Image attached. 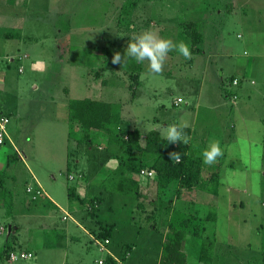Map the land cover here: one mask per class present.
Returning <instances> with one entry per match:
<instances>
[{"label": "rangeland", "instance_id": "rangeland-1", "mask_svg": "<svg viewBox=\"0 0 264 264\" xmlns=\"http://www.w3.org/2000/svg\"><path fill=\"white\" fill-rule=\"evenodd\" d=\"M15 22L19 30H12ZM182 23L198 24L202 44L192 43ZM0 25V117L10 116L9 141L0 145V252L36 256L10 261L7 255L0 264H104L110 253L123 264H159L172 230L186 233L185 264H205L198 258L208 240L214 241L211 264H261L264 0H6V6L0 0ZM10 30L16 37H3ZM145 30L184 41L191 58L170 51L160 74L130 57L112 64L113 54L123 56L131 36ZM23 54L29 59L19 61ZM84 98L113 105L110 127L117 132L156 130L163 137L167 125L187 124L189 152L201 164L196 176L216 175V181L198 190L172 181L162 197L155 174L138 173L132 176L140 183L139 199L102 192L105 176L131 154L105 147L103 133L86 143L67 108L68 101ZM214 140L223 156L206 165L201 153ZM132 155L150 170L151 156ZM33 176L55 206L29 199L24 191ZM71 187L83 203L69 198ZM99 196L98 219L115 225L105 249L64 220L70 214L96 229L87 202ZM211 210L214 221L207 224ZM65 230L73 240L62 237Z\"/></svg>", "mask_w": 264, "mask_h": 264}, {"label": "trees", "instance_id": "trees-1", "mask_svg": "<svg viewBox=\"0 0 264 264\" xmlns=\"http://www.w3.org/2000/svg\"><path fill=\"white\" fill-rule=\"evenodd\" d=\"M183 27L185 34L191 39L195 46L202 44L203 38L198 30V24L186 23L185 25L183 24ZM67 108L69 112L68 121L82 131V136L86 140V143L91 144V137L93 135L103 133L105 136V140L103 141V143L105 142V147L119 146L122 147L126 153L131 154L128 155L127 158H119L117 166L105 176L100 184L102 192L130 197L132 199H139L141 197L140 183L138 179L134 178L132 175L141 173L144 165L139 163V157H135L136 155L133 157L132 154L134 153L149 155L154 159L153 163L150 165V170L144 171H153L157 179L158 191L162 193V197L168 196L166 190L172 181L177 180L181 185H187L188 189L195 188L197 190L205 189L207 182L211 183L216 181V175H209L206 180H201L196 176L201 164L199 160L191 157L188 145H184L182 141L178 144H169L167 139L161 137L159 133L154 130L142 136L136 129L121 132L111 129L110 125L113 119V105L111 103L88 98L73 99L68 101ZM184 131L186 133L189 132L186 128ZM170 152L181 153V160L179 163L169 159ZM70 156L71 154H69V157ZM7 160V163H9V156ZM69 166L70 162L68 159L67 167L69 168ZM217 187V185L214 186L212 194L217 193ZM68 195L69 198L75 195L72 188H68ZM176 196L177 198L179 197V191H176ZM75 197L77 201L83 203L82 198L76 195ZM103 202L104 199L101 196L94 199V201L87 202V218L89 221L93 218L97 228L95 229V227H93L91 231L90 228H88L90 226L86 225V223L85 225L92 235L91 240L94 243L100 239L103 240V243L104 241H108V243L104 244L106 248L111 243L110 237L115 225L98 219L100 206ZM9 204H12V202L10 201ZM210 213L206 221L207 224H209V221H211L210 223L214 221V211L211 210ZM185 235L186 233L180 230H172L166 234L165 242L162 244V256L159 264H185L186 258L182 251V242ZM213 242V240L202 242L198 258L200 262L211 264L210 250ZM8 254L9 252L7 249L0 252V262L6 259ZM104 262V264H120L111 255H108V257L104 259ZM261 264H264V256Z\"/></svg>", "mask_w": 264, "mask_h": 264}, {"label": "clouds", "instance_id": "clouds-1", "mask_svg": "<svg viewBox=\"0 0 264 264\" xmlns=\"http://www.w3.org/2000/svg\"><path fill=\"white\" fill-rule=\"evenodd\" d=\"M173 50L183 55L185 59L191 58L189 47L184 41L174 43L171 39L161 38L152 30H145L139 34H133L127 43L124 55L121 56L119 52H115L111 63L122 65L130 57L141 64L147 61L150 73L160 74L163 71L168 53ZM186 127L187 124H169L162 129L161 135L168 140L169 144H178L182 141L184 145H187L191 137L184 131ZM201 155L204 164L211 165L216 163L217 158L223 156L219 141H212L202 151ZM169 159L179 163L181 153L170 152Z\"/></svg>", "mask_w": 264, "mask_h": 264}, {"label": "crops", "instance_id": "crops-1", "mask_svg": "<svg viewBox=\"0 0 264 264\" xmlns=\"http://www.w3.org/2000/svg\"><path fill=\"white\" fill-rule=\"evenodd\" d=\"M3 4H4V6H6V0H3ZM19 20H20V18H19ZM21 23H13V26H12V30H19L20 28H19V25H20ZM1 26H3L4 27V25H0V27ZM3 27H1V28H3ZM6 27V26H5ZM16 34L17 33H15V32H12L11 30L8 32V31H6L5 33H3V37H5V38H7V39H9V38H11V37H16ZM14 58V57H13ZM13 58H11L10 57V59H11V63L12 62H14V59ZM9 59V60H10ZM23 59H29V56L28 55H26V54H23V56H19L18 57V60L20 61H22ZM31 64L32 65H35V61H31ZM36 66V65H35ZM22 70V69H21ZM21 70L19 69V71L18 72H21ZM4 79H6V78H3V80ZM5 82V81H4ZM238 83H239V81H238ZM238 83H237V85H238ZM236 85V86H237ZM36 88V87H35ZM179 103H174V106H177ZM67 105H68V102H67ZM2 116H5V117H7L9 120H10V116H8V115H2ZM9 124V123H8ZM6 130H7V128H6ZM154 131H156V130H154ZM188 134V133H187ZM6 140H8L9 141V138L7 137V135H6V139H5V142H6ZM5 144V143H4ZM16 154H18V155H21V157H22V159H23V154H21V153H19V151H17V153ZM68 156H69V154H68ZM70 158V157H69ZM22 159H19L20 161H22ZM67 161H68V159H67ZM69 162H70V160H69ZM33 179H32V185H27L26 186V188H25V193L28 195V197H29V199L32 201V202H38V201H42V200H45V201H47L49 204H51V205H53V206H55L56 204V202L53 200V198L51 197V196H49L47 193H46V191H44L43 190V188H42V186L38 183V181H37V179L36 178H34V176L32 177ZM79 178H82V176H81V174L79 175ZM68 179L69 180H73V178L71 177V176H68ZM2 186H3V184H2V181H1V177H0V192H2ZM72 188V187H71ZM30 189V192H28V190ZM39 191L40 192V194L39 195H37L36 196V194L34 193L35 191ZM4 195V194H3ZM3 198V197H2ZM2 200V199H1ZM11 202L12 203H14L13 202V196L11 195ZM1 202H3V201H1ZM4 203V202H3ZM23 203V202H22ZM40 204H43L42 202L40 203ZM44 205V204H43ZM25 208H27V207H24V208H22V209H25ZM29 208V207H28ZM64 212V211H63ZM65 214H66V212H64ZM64 214V215H65ZM99 214V213H98ZM67 218L66 219H64V220H67L68 218L72 221V223L79 229V230H81L82 232H84L86 235H88V236H90L91 238H92V235L90 234V232H89V230H88V228L86 227V226H84L85 225V223L82 221V220H80L79 218H77V219H73L72 217H71V215L70 214H67ZM65 218V217H64ZM11 229L12 228H10V232H11ZM15 230H17V228L15 229ZM71 231H68V230H65L64 231V233L62 232V237H64L67 241H70V240H73L74 238H73V236L71 235V233H70ZM29 251V250H28ZM31 254H32V257L31 258H36V256L35 255H33V253L31 252V251H29ZM110 255L116 260V261H118L120 264H123L122 263V258L121 259H119L117 256H114V255H112L111 253H110ZM125 255H128V254H125ZM30 258V259H31ZM65 258V261L67 260V254H66V256L64 257ZM36 264V263H35Z\"/></svg>", "mask_w": 264, "mask_h": 264}, {"label": "built area", "instance_id": "built-area-1", "mask_svg": "<svg viewBox=\"0 0 264 264\" xmlns=\"http://www.w3.org/2000/svg\"><path fill=\"white\" fill-rule=\"evenodd\" d=\"M8 63H11V59L8 60ZM237 83H238V80L237 79H233L231 81V84L233 86H236ZM233 99H235V97H233ZM180 102H181L180 99H177L176 100V104L177 103H180ZM8 123H9V119L7 117H5V116H1L0 117V145H4V143H5V139H6V135H7L6 134V128H7ZM19 159H22L21 155H19ZM152 174H153V171H144V170L141 171V173H140L141 176H147V177H151ZM28 192H30V189L28 190ZM34 193L36 194V196L40 194V192L38 190L35 191ZM106 243H108V241H104L103 244H101L98 241H95V245H97L98 247H100L102 249L105 248L104 247V244H106ZM31 257H32V254L31 253H28V252H26V253L25 252H22L18 256L15 255V254H13V253H9L8 254V259L10 261H14V260H16L18 258L19 259H23V260H28ZM98 263L101 264V261H99Z\"/></svg>", "mask_w": 264, "mask_h": 264}]
</instances>
